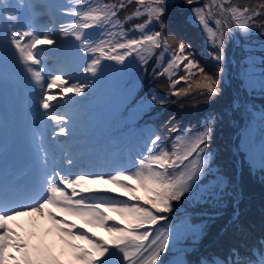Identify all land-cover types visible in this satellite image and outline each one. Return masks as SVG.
<instances>
[{
  "label": "snow or ice",
  "instance_id": "snow-or-ice-1",
  "mask_svg": "<svg viewBox=\"0 0 264 264\" xmlns=\"http://www.w3.org/2000/svg\"><path fill=\"white\" fill-rule=\"evenodd\" d=\"M176 2L71 0L72 6L66 11L76 19L69 25L61 23L59 34L73 38L74 42L65 43L54 30L41 31L30 21V13L36 8L31 0H0V44L14 51L37 90L38 108L42 110L38 112L40 119L33 136L39 165L37 181L23 188L0 184V264H62L56 257L31 250L10 226L16 217L32 215L51 221L70 257L67 264H163L161 254L170 244V235L167 230H155L156 226L172 211V202L194 192L193 185L208 169L209 156L205 153L214 117L209 116L196 132L189 129L173 135L169 146L164 145L161 135L149 132L139 158L125 167L114 168L113 172H76V161L67 149L59 147L57 139L70 135L69 112L71 106L79 103L74 97H83L91 85L86 78L72 82L63 66L47 68L44 56L48 52L64 55L67 62L78 60L76 72L94 78L103 71V60L125 65L127 58L135 56L141 65H146L160 50L154 75L168 77V90L164 96L152 92L140 100L129 91L124 111L130 118L146 106H164L169 95L185 97L195 91L214 98L220 94L223 68L206 72L194 59L191 44L166 34L168 25L164 17ZM183 3L190 6L189 19L200 26L214 49L211 58L217 64L225 60V37L234 30L233 26L245 33L258 28L264 35V0L244 5L233 0ZM131 5L133 10L121 20L120 12ZM134 19L142 22L125 30L124 24ZM92 28L100 29L103 38L92 39L87 33ZM57 45L60 47H54ZM181 68L183 75L178 74ZM181 82L187 87L177 88ZM172 119L165 122L166 127ZM167 130L172 131L170 127ZM261 163L264 166V149ZM216 190L217 185L209 183L195 195L211 199ZM99 192L111 195H96ZM68 217L80 220L81 224L69 221ZM85 225L102 229L108 238L89 233ZM256 248L258 260L249 246L244 252L235 250L246 259L224 257L215 264H264V243Z\"/></svg>",
  "mask_w": 264,
  "mask_h": 264
},
{
  "label": "rangeland",
  "instance_id": "rangeland-1",
  "mask_svg": "<svg viewBox=\"0 0 264 264\" xmlns=\"http://www.w3.org/2000/svg\"><path fill=\"white\" fill-rule=\"evenodd\" d=\"M55 1V7H49V9L53 13H59L56 15L46 11L48 8L45 5L46 0H31V2L36 5V8L30 13V21L37 25L46 21L47 29L54 30L59 40H63L65 43L69 41L74 42L73 38H64L59 34V25L61 23L69 25L76 19L73 15L67 14L66 11L68 7L72 6L71 0ZM103 2H109V0H103ZM200 3H204V0H200ZM61 5L64 7H59ZM133 8L134 5H131L120 12L119 18L123 20L124 16L130 13ZM61 11H65V13ZM190 16V6L184 4L183 0H177L176 6L170 8L164 17L168 25L166 34H174L177 39H182L186 43L191 44L190 51L194 59L206 72L214 73V71H217L218 67H222L223 72L221 76L226 75L228 77V75H231L232 77H236L240 81L239 88L250 91L253 95L252 97L264 98V62H262L263 60L261 58V55L264 53L263 50L255 45L254 42L252 43L249 41V45H245L243 49H241L239 61L231 57V64L227 65L223 62L222 64H217V62L213 61L211 58V53L214 49H212L207 42L206 36L203 34L200 26L189 19ZM23 20L24 18L22 17V22ZM139 22L142 21L134 19L125 23L124 29L129 30L132 28L133 24ZM180 25L183 30H180L181 32L179 34L175 28L177 27L180 29ZM212 26L215 27L214 25ZM100 32L101 30L98 28L87 30L88 35L92 37V39L103 38L100 36ZM243 33L246 34L245 32ZM228 37H230V35L226 33L225 49ZM54 47H60V45ZM0 48L5 47L0 44ZM8 50L13 54L14 51L11 50L10 47ZM159 54L160 50H156L153 57L149 59L146 65H141L135 56L127 58L125 65L116 64L114 61L103 60V71L94 78L91 76L85 77L84 74L77 73L76 67L79 61L67 62L65 56L60 54L53 55L45 52V66L48 67L51 65L52 67L57 66V68L63 66L64 71L72 77V82H76L77 80L83 81L86 78L91 85V87L86 90V94L83 97H74L79 103L71 106L72 110L70 115L74 121L71 123L72 126L76 125V120L82 121L92 117L94 111H96L94 114L98 116L97 122H100L99 126L111 130L116 125L127 127L131 123L138 122L139 118L155 111V109H149L146 106L139 115L135 118H130L128 113L124 111V108L128 102L126 97H128L129 91H131L132 96L136 100L146 88L150 90L151 93L154 92L160 96H164L167 92L168 77H157L154 75V69H157V57H159ZM198 56L201 57V60H199ZM12 60L11 64L14 70L19 71L23 69L15 56ZM163 63L165 65L167 64V57L164 58ZM178 74H184L182 68ZM191 82L194 85L195 82ZM176 87H187V84L181 82ZM22 91H27L25 82L16 86L14 89V92ZM199 100L197 95H188L185 97L169 95L167 96L168 102L165 105L166 107H172L173 104L178 103L194 105L197 104ZM156 107L161 106L156 105ZM237 108L238 106L235 104L233 112ZM11 112L12 110L9 109L5 110L3 113L10 114ZM209 116L214 117V120L211 124L212 132L207 142L205 153L209 156L208 169H206L205 174L200 180L193 185L194 192L187 194L181 201L172 202V211L165 214L166 219L160 221L155 229L157 231L167 230L170 235V244L161 254V261H163V264H210L213 261H217V256L222 248L214 243V241L223 237V242L226 235H229L230 223L228 221L234 219V222H238L241 226L249 219L252 212L240 201V189H238L237 182L235 181V170H231V162L227 158L229 149L236 152L235 145L232 142L233 132H217V129L224 125L229 126L232 124L233 127L235 126V119L232 116H227L225 114L216 115L214 113L205 116L204 110H199L194 114H186V118L184 120L180 119L178 122L173 118L171 124L167 127L164 126L165 122L168 121L171 116H165L161 119V128L157 130L153 128L151 130L147 129L144 134L146 136L151 132L161 135L164 145L167 146L170 144L169 139L175 135L176 127H180V131H182L180 133L189 129L196 132L201 129ZM244 117V123L237 126V141L239 140V133L242 132V141H238V145L240 151H242L243 148L249 155V159H246V162L250 167L245 166L244 168L246 172L249 171L256 175L264 171V166H262L261 163V153L262 149H264V107L250 100L248 109L244 111ZM241 123L242 121L239 124ZM144 124L145 123H140V125L143 126ZM185 124H188V127L184 128ZM133 127H137V125L128 127L120 132V134L129 131ZM168 127L172 129L171 132L167 130ZM223 143L227 145L225 146ZM137 150H139L138 147ZM79 152L82 154L81 150H79ZM86 157V164L90 167L91 172H94L92 170L95 164L94 156L89 157V155H86ZM134 158L135 157L131 158L130 161ZM240 160L241 158H238V161ZM117 167L119 166L113 165L102 173L113 172V169ZM243 177L247 178L246 175ZM243 182L245 183L246 194H248V186L250 189H256L258 187L255 190L258 197L257 200H264V182L262 184L260 182L257 185H255L252 180L248 184L245 181ZM209 183L217 185L215 197L208 199L195 195V193L200 192L203 186ZM91 187L96 188L94 185H91ZM98 188L108 187L107 185H98ZM101 195L107 196L111 194L103 193ZM236 206H238V208H236ZM100 231L102 234L96 236H103L107 239V233L102 229ZM240 237L242 236L238 234L231 239L236 241ZM52 247L55 250L53 244ZM54 250L49 251L53 252ZM69 258V255H61L59 259L67 264ZM158 264H160V261H158Z\"/></svg>",
  "mask_w": 264,
  "mask_h": 264
},
{
  "label": "trees",
  "instance_id": "trees-1",
  "mask_svg": "<svg viewBox=\"0 0 264 264\" xmlns=\"http://www.w3.org/2000/svg\"><path fill=\"white\" fill-rule=\"evenodd\" d=\"M55 2V0H46V5L48 7H52L55 6ZM259 2L260 0H233V3H239L241 5L257 4ZM49 12L52 14H57L51 12V10H49ZM233 27L234 30L231 32V35H233V37L230 35L226 42L225 60L223 61L224 64H231V57H234L236 60L239 61L241 57V49H243V46L249 45V41L252 43L254 42L255 45L261 48L264 52V35L261 34V29H251L248 33L244 34L239 29H235V26ZM175 29L179 32V34L181 32L180 30H183L181 25L180 29L177 27ZM2 52L3 51L1 50L0 54H3ZM198 58L199 60H201L200 56H198ZM261 58L264 61V53L261 55ZM0 69L2 71H6L9 77L12 76L10 71L8 72L4 66L0 65ZM219 80L220 94L218 96L214 98H208L199 95L195 91H193L189 96L197 95V97L200 99L197 104H173L172 107L166 108L163 111V113L161 114V119L165 116H171L172 118H175L176 122H178L180 119L184 120L186 118V114H194L196 111L199 110H204L205 116L213 113L216 115L225 114L227 116H232L235 119L234 127L232 126V124L229 126L224 125L221 128L217 129V132H233L232 142L235 145L236 152L238 154L229 149L227 158L231 162V170H235V176L237 177V179L240 180V201L245 206H247V208H249L252 212L250 214L249 219L243 225L240 226V224H238V222L236 221L230 224L229 235H226V237L224 238L225 240L223 242L222 237L215 240L214 243H216L220 246V248H222L217 256V261H220L224 257H228L229 260L233 258L246 259L247 257L237 255L235 250L239 248L241 252H244L248 249L249 246H252V252L258 260L259 252L257 251L256 246L260 245L261 243H264V200H257L258 197L255 190L258 187L256 189H250V187L248 186V194H246L245 183L243 181L248 184L252 180L255 185L259 184L260 182L262 184L264 182V171H261L256 175L252 174L249 171H245L244 167H249V164L246 162V159H249V155L245 152L243 148L242 151H240L238 141H242V132L239 133V140L237 141L236 130L238 125H242L244 123V111L248 109L250 100H253L260 106L264 107V98L252 97L253 95L250 91H246L239 88L240 81L236 77H232L231 75H228V77L226 75H220ZM150 92L151 91L146 88L137 100H140L142 97L147 96ZM235 104L238 106V108L233 112ZM142 111L143 110H141V112ZM158 121H160L158 117H153L150 119V123L152 124V126ZM241 121L242 123L239 124ZM186 127H188V124H185L184 128ZM180 132H182L180 131V127H176L175 134H179ZM223 144L225 146L227 145L226 143ZM238 158H241V160L238 161ZM237 168H239V170H237ZM244 175H246L247 178H244ZM238 234L242 237L238 238L236 241L231 239L232 237H235ZM230 251L233 253L232 256L228 255ZM215 262L216 261H213L210 264H215Z\"/></svg>",
  "mask_w": 264,
  "mask_h": 264
},
{
  "label": "bare ground",
  "instance_id": "bare-ground-1",
  "mask_svg": "<svg viewBox=\"0 0 264 264\" xmlns=\"http://www.w3.org/2000/svg\"><path fill=\"white\" fill-rule=\"evenodd\" d=\"M148 114V113H147Z\"/></svg>",
  "mask_w": 264,
  "mask_h": 264
}]
</instances>
